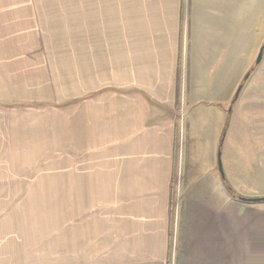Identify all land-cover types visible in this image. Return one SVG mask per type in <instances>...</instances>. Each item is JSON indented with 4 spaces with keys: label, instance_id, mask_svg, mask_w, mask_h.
Listing matches in <instances>:
<instances>
[{
    "label": "crops",
    "instance_id": "crops-1",
    "mask_svg": "<svg viewBox=\"0 0 264 264\" xmlns=\"http://www.w3.org/2000/svg\"><path fill=\"white\" fill-rule=\"evenodd\" d=\"M229 2L211 0L192 14V0H68L66 15L35 11L52 29L44 39L34 31L32 43L12 42L0 58V160L19 162L16 177L35 174L42 129L49 143L68 147V195L79 207L68 240L84 248L91 241L96 258L264 264V225L238 216L244 208L232 196L225 158V109L254 47L242 26L234 46ZM63 15L68 20H58ZM44 106L66 109L64 134L53 122L41 129ZM14 109L36 111V120H8ZM20 130H32L27 143ZM2 144H18L15 155Z\"/></svg>",
    "mask_w": 264,
    "mask_h": 264
},
{
    "label": "rangeland",
    "instance_id": "rangeland-1",
    "mask_svg": "<svg viewBox=\"0 0 264 264\" xmlns=\"http://www.w3.org/2000/svg\"><path fill=\"white\" fill-rule=\"evenodd\" d=\"M229 4L234 25V46L238 43L240 26L247 27L248 32L244 29L242 34L243 36L245 34L244 39L248 41L249 48L254 46L249 53L251 61L243 77L242 82H244L248 73L254 69L257 56L264 44V0H230ZM207 5H203L200 0H192L190 10L192 14L194 10L206 11L209 9ZM50 9L56 10L58 15H66L68 0H0V58L2 56L7 58V52L11 51L8 46L12 42L32 43L35 40L32 37L34 31H39L42 38L48 35L52 29L44 23L47 17H34V14L36 10ZM64 15L57 17L58 20H68ZM33 18L38 21L37 28L33 27ZM239 21H242L241 25ZM46 41L41 42L42 48L48 45ZM245 67L244 63L240 64L239 72L242 73ZM242 82L239 87L242 86ZM227 111L228 107L225 109V112ZM2 112L4 111H0V117L5 116ZM60 112H56L52 107H42L40 117L45 124H41V129L48 128L53 122L57 133L64 134L68 120L60 116L62 114ZM65 114H68V111ZM178 114L182 115L180 112ZM183 115L185 116L186 112ZM232 115L225 151L232 186L234 191L243 197H264V59L244 87ZM6 116L10 121L21 123H31L37 117L36 111L24 112L17 109ZM180 119L179 128L186 129L187 123L182 117ZM59 126L61 128L57 130ZM12 133L14 132L3 137L10 140ZM46 133L44 129L41 130L40 169L34 171L35 174L27 172L25 177H16L11 172L15 173L16 164L19 162L0 160V264H99L100 262L104 264L109 261L111 262L109 264H112L119 260L123 261V255L117 257L113 253H105V257L101 259L96 258L94 256L96 250L90 248L94 246L91 241H85L84 248L79 242L71 241L70 234L68 240V219L74 220L75 223L77 209L79 210L75 205V198L68 195V147L58 142L56 145L49 143ZM19 135L27 143L28 138L32 137V130H20ZM184 142L186 143V140ZM4 146L9 150L6 152L13 157L18 144ZM29 147L32 152V147ZM62 148H66L67 151ZM54 151L57 153L54 154ZM4 166L11 168L8 176H5ZM22 171L25 173L23 169ZM27 180L31 182L27 184ZM179 182L176 183L177 187ZM175 199L174 209L177 210L179 208L177 192ZM238 204L244 208L238 216H246L248 221L262 222L264 225V204H242V202ZM234 215L237 216L236 209ZM106 229L110 231L111 226Z\"/></svg>",
    "mask_w": 264,
    "mask_h": 264
},
{
    "label": "water",
    "instance_id": "water-1",
    "mask_svg": "<svg viewBox=\"0 0 264 264\" xmlns=\"http://www.w3.org/2000/svg\"><path fill=\"white\" fill-rule=\"evenodd\" d=\"M264 59V44L262 45L260 51H259V54L257 56V60H256V63H255V66H254V69L251 70L248 75L246 76V78L244 79V82H242V86H240L235 94V97L232 101V106L229 108L228 110V115L231 116L232 112H233V107L234 105L238 102V100L240 99V96L244 90V87L247 85V83L249 82V80L251 79L253 73L256 71V69L260 66V64L262 63ZM227 133V132H226ZM226 133H224V135H226ZM221 155L222 153L220 152L219 153V165H220V171L222 173V177L223 179L226 180V176L224 174V170H223V167H222V163H221ZM233 198L238 201V202H242V203H245V204H254V205H258V204H264V197H260V198H246V197H243L239 194H236V195H233Z\"/></svg>",
    "mask_w": 264,
    "mask_h": 264
},
{
    "label": "trees",
    "instance_id": "trees-1",
    "mask_svg": "<svg viewBox=\"0 0 264 264\" xmlns=\"http://www.w3.org/2000/svg\"><path fill=\"white\" fill-rule=\"evenodd\" d=\"M230 120H231V116L228 115V118H227V121H226V127H225V131H224V133H226V132L228 131V128H229V126H230ZM229 189H230V187H229ZM232 194H233V195H236L235 191H232Z\"/></svg>",
    "mask_w": 264,
    "mask_h": 264
}]
</instances>
